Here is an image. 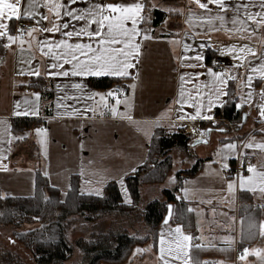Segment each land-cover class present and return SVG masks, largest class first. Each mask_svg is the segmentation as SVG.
<instances>
[{"label": "crops", "instance_id": "obj_1", "mask_svg": "<svg viewBox=\"0 0 264 264\" xmlns=\"http://www.w3.org/2000/svg\"><path fill=\"white\" fill-rule=\"evenodd\" d=\"M28 0H21L22 11L27 6ZM113 2V0H108ZM207 2V0H203ZM235 3H252L257 5L250 8L249 11H260V0H232ZM155 4L156 7H152ZM86 3L81 0L74 7H86ZM213 11L211 15L216 14V6L209 4ZM159 9L164 12L163 20L156 26L151 23L141 24L139 27L149 29L152 39L144 40L139 37L138 41L142 44V55L140 63L136 69L130 70L132 75L119 78L127 86L136 83L135 90L128 87V92L122 95L132 98L129 121L122 116H112L105 110V115L101 116L97 109L94 115L89 109L99 102V96L94 100L88 99L89 91L106 93L110 89L96 88L91 81L94 76L88 77H51L45 75V70L55 71L50 68L53 63L51 56H46L40 50L37 41H58L67 39L61 33H35L36 39L32 40V47L29 50L27 44L24 45L25 51L22 53L18 44L6 48V53L0 59V121H7L10 125L12 136H21L29 133L24 140H13L11 145L7 144L8 137L4 133V125H0V149H3V155L6 159L2 161L7 165L8 170H0V197L6 196H33L36 191L37 170L47 172V178L50 185L60 189L61 196L64 198L67 191L72 186L73 177H78L79 190L81 193L91 194L99 188L104 191L105 185L110 181H116L125 203L132 196L126 183V176L137 171L147 160L152 137L159 127L169 130L184 128L194 139L201 138L200 132H203L202 123H210L209 120L197 119L179 120L177 117L180 105L175 103L179 92V76L187 72L192 76V82L185 87L188 91L195 93L193 84L208 83L211 85V77L207 75V68L210 65L209 55L221 56L226 58L231 66L232 72L237 76L235 81L228 82V88L232 84L237 96V104L240 103V96L246 94L249 89L244 86L242 81L247 79V65L243 68L235 69L232 66L238 62L233 59L235 54H221L219 49H224L229 45H235L237 48L247 44L258 52L264 50V29H257L256 34L251 31L240 34H229L226 31H212L209 25L198 17L204 14L192 0H148L147 10L150 12ZM173 9L180 10L172 11ZM189 9L193 16L189 24ZM38 11L48 14L52 20V14L45 8ZM233 13L229 11L226 20L229 21L226 27H233L230 20ZM241 18L243 13L241 12ZM32 22L37 28L50 26L49 21H42L36 24L35 20L23 17ZM39 19V17H37ZM64 21L69 18L64 17ZM152 21V18L151 20ZM219 27V22L214 21ZM251 24V22H249ZM16 21L10 22L11 27H15ZM75 29H79L83 22L71 21ZM95 25H93V28ZM73 30L72 27L66 31ZM15 34V33H13ZM27 37L25 40H28ZM70 43L88 42L87 37H73ZM0 43L4 46L7 43L5 39L0 38ZM187 43L191 46V51L184 52L183 45ZM204 47L201 48L200 45ZM44 51H47L45 48ZM202 53L205 56L204 67L189 68L181 67L180 57L183 55L194 56L196 53ZM62 63V61H61ZM186 63H195V61H186ZM261 63L259 59L252 61L253 66ZM39 68L41 75L48 78L53 89V97L48 100L39 90L30 85L31 77L29 69ZM66 70L71 65H64ZM214 70V69H213ZM137 71L139 79H134ZM215 71V70H214ZM24 74L21 75L20 73ZM197 73H201L198 77ZM112 77V76H109ZM187 79V77H186ZM74 83H83L87 85L84 92L71 87ZM59 85L60 87H57ZM264 87V82L256 75H253V89L255 94L251 105L244 104L242 107L244 114H247L245 124L240 133L243 137L230 139V134L212 131L208 137V143L192 146L188 150V155L182 156L174 161V171L169 174V185L165 187H155L144 185L141 188L142 196L150 199L161 195L163 188H171L175 185L176 173L180 170L190 169L196 160H203L199 171L185 179L180 195L188 201L190 208L193 209L195 231H186L182 224L170 222L168 225L159 227V236L157 239L156 250L149 247L142 252V257L137 258L134 264H161L159 261L160 235L163 232L167 236L169 229H175L177 224L182 225L186 234H191L196 239L193 243L203 244L211 247H229L228 237L233 238L231 247L234 249V259L229 264H264L257 257L250 255L245 262L238 260L236 247H239L240 217L238 209L240 204L239 194L241 190L233 194L227 190L229 179H236L237 173L248 175L246 171L247 163L252 160L253 164L260 168L264 165V151L258 148H245L244 144L253 140L254 143L264 142V119L259 116L257 105L262 101L259 95L260 88ZM205 93L208 89L203 90ZM38 92L39 114L36 116H16L14 113L19 110H25L24 101L34 100L32 93ZM67 108H58L59 98ZM227 99V98H225ZM20 103V109L16 108ZM110 105L115 104V98H109ZM205 103L207 100L205 99ZM219 107V106H217ZM213 108L210 115L215 114L216 108ZM78 109L84 115H65L64 113ZM119 111L124 113L126 107L119 105ZM195 109L190 104L184 105V113L194 112ZM18 117H32L41 119V125L37 128L46 127L47 129V155L44 154L43 146L39 143V137L35 134V129H27L24 132L15 134L13 132V121ZM215 119V117H214ZM198 129L194 132L190 126ZM209 127V126H207ZM227 143H236L237 150L235 155H229L226 162L229 167L221 169L222 158L217 155L218 151L223 149ZM11 148L8 151V148ZM233 162L234 165H233ZM234 166V170L233 169ZM173 167V168H174ZM132 169H135L133 171ZM173 170V169H172ZM174 177L175 179H170ZM123 179V186L120 184ZM91 181V183H89ZM98 181H100L98 183ZM127 189L125 194L124 189ZM187 189V193L184 191ZM157 191V192H156ZM247 193H252L244 191ZM256 205H264V197L258 192L252 193ZM246 202V201H245ZM247 203V202H246ZM130 204V203H128ZM234 218V219H233ZM248 246V245H247ZM249 249L264 248V242L248 246ZM136 250L134 251V253ZM225 263H228L227 261ZM130 264H132L130 262Z\"/></svg>", "mask_w": 264, "mask_h": 264}, {"label": "snow or ice", "instance_id": "obj_2", "mask_svg": "<svg viewBox=\"0 0 264 264\" xmlns=\"http://www.w3.org/2000/svg\"><path fill=\"white\" fill-rule=\"evenodd\" d=\"M81 0H28L26 8L22 11L21 0H0V38L6 40L5 47L18 44L21 52L25 51L24 45L27 44L28 49L32 47V40L36 39L35 33H61L63 37L67 39H60L58 41H37L40 50L46 56L53 58L50 68L55 71L45 70V75L56 77V76H73V77H101V76H112V77H129L132 75V69H136L140 63L142 55V44L138 41L139 37H143L144 40L152 39L149 34V29L141 28L139 25L142 23L147 24L151 20L150 12L147 10L148 0H83L86 3V7H74ZM200 9L204 10V14L198 17L200 20L205 21L212 31H226L229 34L232 33H246L251 31L252 35L256 34L257 29H264V0H260L259 8L260 11L252 12L250 8L256 7L257 5L252 3H235L232 0H192ZM209 4L216 6V14L211 15L212 9L209 8ZM152 7H156L155 4ZM40 8H45L48 13L52 14L53 19H49V15L38 11ZM172 11L179 12L180 10L173 9ZM229 11L233 13L230 23L233 27H226L229 21L226 20V16ZM241 12L243 18H241ZM195 16L189 9L188 23L191 24L192 18ZM23 17L30 18L36 21V24H41L42 21H49L50 26H41L37 28L33 26L31 28H17L11 27L10 22L20 21ZM39 17V19H37ZM64 17L69 18L64 21ZM71 21L83 22V25L79 29H75L71 25ZM214 21L219 22V27ZM251 22V24L249 23ZM93 25L95 27L93 28ZM70 27L73 28L71 31H66ZM15 33V34H13ZM25 36L29 37L25 40ZM73 37H76L79 41L81 37H87L88 42H76L70 43ZM204 47L203 44L200 45ZM47 51H44V49ZM185 53L191 51V46L187 43L183 45ZM221 54H235L233 59L238 63L232 67L235 69L243 68L247 65L248 71L251 74L247 75V79L242 81L245 87L249 91L240 96V103L236 104L237 108L242 107L244 104L251 105L255 89H253V75H256L264 82V50L259 52L245 44L239 48L235 45H229L224 49H219ZM259 59L261 63L253 66L252 61ZM181 67L197 68L204 67L203 61L205 56L202 53L197 52L194 56L183 55L180 57ZM195 61V63H186V61ZM62 61V63H61ZM71 65V68L66 70L64 65ZM207 75L211 77V85L208 83L204 84H193L195 93L188 91L186 85L192 82L191 74L184 72L179 76V92L178 98L175 103L180 105L177 111L182 113L178 115L179 120H192L197 119L203 120H214V116L209 113L212 112L213 108L220 106L223 107L228 103L230 98V91L228 88V82L230 80L235 81L237 76L233 74L232 69H225L223 71H214L213 68H207ZM21 75L24 73L21 72ZM29 75L39 77L41 75L40 69H29ZM201 73H197L198 77ZM187 77V79H186ZM134 79H139V72L137 71ZM57 87H60L57 85ZM72 88L80 90L81 93L87 85L83 83H74L71 85ZM128 87L135 90L137 87L136 83L129 85ZM207 88L208 92L205 93L203 90ZM122 88L110 89L106 93L89 91L87 93L88 99L94 100L95 97L99 96V102L89 110L95 115L97 109H102L99 114L105 115V110L112 116H122L123 118L132 120L130 115V108L132 105V98L123 96ZM259 95L261 101H264V87L260 88ZM35 98L32 101L25 100V110H17L14 114L16 116H36L39 114V99L40 94L38 92L32 93ZM109 98H115V104L110 105L108 103ZM63 99L68 97L59 98L57 102L58 108H67L68 106L62 103ZM205 99L207 103H205ZM124 104L126 111L121 113L119 111V105ZM190 104L195 109L194 112L184 113V105ZM20 103L16 105L17 109H20ZM259 116L264 119V102L257 105ZM65 115H84L78 109H73L71 112H65ZM247 119V114L243 117ZM0 125H4V133L8 137L7 144L11 145L13 140H24L29 133H25L21 136H12L10 132V125L7 121H0ZM224 131V129H218ZM47 129L36 128L35 134L39 137V143L43 146L44 154L47 155ZM195 132L196 129H193ZM207 132H211L212 129H207ZM264 131V129H261ZM201 137L204 136V132L199 133ZM250 140L244 144L245 148H258L264 151V142L254 143ZM206 143V140L200 141ZM11 148H8L10 151ZM237 150L236 143H227L223 145V149L218 151L217 155H221L222 163L221 169H227L229 165L224 162L227 160L229 155H235ZM3 149H0V170L7 171V165L3 164L2 161L6 159L3 155ZM135 171V169H132ZM246 171L248 175L238 172L236 179H229L227 182V190L231 193H235L237 189L241 191H248L252 193H259L264 197V165L257 168L256 165L251 163L247 164ZM48 173L45 172V176ZM170 179H175L174 177ZM100 181H98L99 183ZM120 184L123 186V179H120ZM91 183V181H89ZM127 194V189H124ZM187 193V189H184ZM96 196H102L103 192L97 188L93 193ZM47 199V197H45ZM126 202L131 203L128 199ZM264 208V205H260ZM189 212L193 209H187ZM167 217L164 219V224L168 225L169 220L174 215V208L172 204H168L166 207ZM36 219V218H34ZM234 219V218H233ZM243 222V221H242ZM251 226V225H250ZM259 234L264 236V222L259 224ZM196 238L191 234H186L183 230L182 225L177 224L175 229H169L167 236L162 232L160 235V247H159V261L161 264H224L223 261H201L194 254V249H200L205 247L203 244L193 243ZM229 241V247H231V241L233 238H226ZM15 243V241H13ZM146 249L137 248L136 252L141 253ZM253 255L259 260L264 262V248L249 249L244 248L241 254L238 256V260L245 262L247 257Z\"/></svg>", "mask_w": 264, "mask_h": 264}, {"label": "trees", "instance_id": "obj_3", "mask_svg": "<svg viewBox=\"0 0 264 264\" xmlns=\"http://www.w3.org/2000/svg\"><path fill=\"white\" fill-rule=\"evenodd\" d=\"M150 15L152 18L150 23L153 26L158 25L164 18V12L159 9L150 11ZM5 53V46L0 43V59ZM211 57L209 55V60ZM91 81L96 88L109 89L122 80L101 76L92 77ZM30 85L39 89L48 100L52 99L53 89L47 77L32 76ZM229 91L228 103L223 107H217L215 119L210 123H202V127L224 128L223 133L230 134V139L240 138L244 136L240 133L245 124L244 112L242 108L235 106L238 99L232 84ZM41 122L39 118H15L13 132L19 134L27 129H34L41 125ZM190 142L191 136L184 128L169 130L159 127L156 129L146 162L137 171L126 176V183L133 200L130 204L123 201L116 181L108 182L104 187L103 195L96 196L81 193L76 176L73 177L72 186L63 198L60 189L50 185L45 173L38 169L36 191L33 196L0 197V223L12 230L30 250L34 264H101L102 262L126 264L137 246L148 245L156 250L159 227L167 213L166 207L170 203L174 208L171 222L182 224L186 231H195L193 211L187 210L190 205L180 195V191L185 179L199 171L203 163L202 159L196 160L190 169L178 171L174 187L163 189L162 198L146 202L142 211L135 209L142 199L141 186L147 183L157 184L165 180L174 166L172 152L179 150L188 153L191 148ZM239 201L241 204L238 209L239 247L264 242V236L259 234V224L264 219V208L254 203L252 193L241 191ZM111 212H120L128 217L133 216V221L141 227L131 233L133 224L121 226L113 224L94 229L89 237H79L74 241L69 239L70 216L78 215L84 221H94ZM34 223H40V226L24 229L26 224ZM193 252L201 261H223L224 264H229V261L234 259V249L229 247L205 246L194 249ZM75 254H78V258L73 259ZM226 261L228 263H225ZM0 264L26 263L16 253L9 252L0 258Z\"/></svg>", "mask_w": 264, "mask_h": 264}, {"label": "rangeland", "instance_id": "obj_4", "mask_svg": "<svg viewBox=\"0 0 264 264\" xmlns=\"http://www.w3.org/2000/svg\"><path fill=\"white\" fill-rule=\"evenodd\" d=\"M227 123H230V122H227ZM202 128H203V132H204L206 128H204V127H202ZM197 131L198 130H196L195 132H197ZM187 133H189V132H187ZM204 135H205V133H204ZM190 136H191V142L190 143H192V141L194 140V137L191 134H190ZM172 155L174 157V161L177 160L178 158L182 157V156H186V155L189 156V154L187 152H182L179 150H174L172 152ZM174 169H175V167L171 171H174ZM168 177H169V175L167 176V178L165 180H163L162 182L157 183V184H152V183L143 184L141 186V188L144 185H151L153 187L152 191H154V189H157L155 187H160V186L165 187L166 184L169 185V183H170ZM173 187H171V188H173ZM163 189H165V188H163ZM141 196H142V193H141ZM160 197L162 198V191H161L160 196L153 197L150 199H145L142 196L141 201L137 204V207H135V209L142 211L146 202L150 201L151 199L160 198ZM262 222H264V219L262 220ZM113 224L114 225L116 224L118 226H121L122 224H125V225L133 224V226H131L132 229H130L131 233H133L134 230H136L137 228L141 227L136 221L135 222L133 221V216L128 217V216H126V214H122L120 212H118V213L117 212H111V213L105 214L103 217L95 219L94 221H84V219L81 216L72 215L69 218L68 237L72 241H74L75 239H77L79 237H89L94 229L99 228V227H104V226L108 227V226H111ZM39 226H40V223L26 224L24 226V229H34V228L39 227ZM13 241H15V243H13ZM149 247L150 246H148V245L147 246H137L134 249V251L137 248L149 249ZM9 252L16 253L26 264H34V261L31 258L32 255H31L30 250H28L24 246V244L15 236V234L12 232V230H9V228L7 226L0 223V258H2L4 254H7ZM141 253H137V252L134 253L133 252L131 259L126 264H130V262L132 264H134L133 262L135 261L136 258H137V261H139V258L142 257ZM77 255L78 254H75L73 259L78 258ZM101 264H106V263L102 262Z\"/></svg>", "mask_w": 264, "mask_h": 264}, {"label": "built area", "instance_id": "obj_5", "mask_svg": "<svg viewBox=\"0 0 264 264\" xmlns=\"http://www.w3.org/2000/svg\"><path fill=\"white\" fill-rule=\"evenodd\" d=\"M33 26H35V25L32 22L27 21L25 19H21L20 21H16V25H15V27H17V28H31ZM26 38H27V36H25V39ZM210 65L215 71H223L225 69H231L229 61L226 58L221 57V56H212L211 60H210ZM117 87L123 89V95L128 92V86L122 81L116 82L113 85L112 89H115ZM262 102H264V101H262ZM228 124H230V123H228ZM43 128H46V127H43ZM204 133H205V131H204ZM248 163L253 164V161L250 160ZM246 168H247V165H246ZM244 248H248V246L244 245L242 247H236L237 257L241 254V252Z\"/></svg>", "mask_w": 264, "mask_h": 264}, {"label": "water", "instance_id": "obj_6", "mask_svg": "<svg viewBox=\"0 0 264 264\" xmlns=\"http://www.w3.org/2000/svg\"><path fill=\"white\" fill-rule=\"evenodd\" d=\"M244 116H245V114H244ZM244 120H245V119H244ZM207 129H212V131H218V132H224V131H225L224 128L207 127V128L205 129V135H204L203 137H201V138L194 139V140L192 141V143H191L192 146H196V145H199V144H206V143H208V137H209V135H210V133H211L212 131H211V132H207V131H206ZM218 129H224V131H219ZM203 140H206L207 142H206V143H204V142H200V141H203ZM170 204H171V203H170ZM172 205H173V204H172ZM166 217H167V213H166L164 219H165ZM171 219H172V218H171ZM171 219L169 220V223L171 222ZM169 223H168V224H169ZM162 224L165 225V224H164V220H163Z\"/></svg>", "mask_w": 264, "mask_h": 264}, {"label": "bare ground", "instance_id": "obj_7", "mask_svg": "<svg viewBox=\"0 0 264 264\" xmlns=\"http://www.w3.org/2000/svg\"><path fill=\"white\" fill-rule=\"evenodd\" d=\"M190 127H191L192 129H196V130H198L196 127H194V126H192V125H191ZM190 127H189V128H190ZM191 128H190V129H191Z\"/></svg>", "mask_w": 264, "mask_h": 264}]
</instances>
